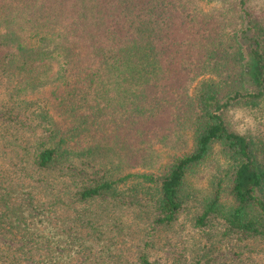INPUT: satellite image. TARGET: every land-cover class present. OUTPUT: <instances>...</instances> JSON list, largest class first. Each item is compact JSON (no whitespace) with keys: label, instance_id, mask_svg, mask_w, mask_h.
I'll return each instance as SVG.
<instances>
[{"label":"trees","instance_id":"1","mask_svg":"<svg viewBox=\"0 0 264 264\" xmlns=\"http://www.w3.org/2000/svg\"><path fill=\"white\" fill-rule=\"evenodd\" d=\"M251 1L0 0V264H156L153 231L193 201L194 227L264 242V115L232 120L264 111Z\"/></svg>","mask_w":264,"mask_h":264},{"label":"rangeland","instance_id":"2","mask_svg":"<svg viewBox=\"0 0 264 264\" xmlns=\"http://www.w3.org/2000/svg\"><path fill=\"white\" fill-rule=\"evenodd\" d=\"M251 5L253 8L259 9L264 7V0H252ZM255 115H264V111L237 109L234 111L232 120L241 132L256 131L259 129V123ZM2 120L3 118L0 116V121ZM196 204L194 201L190 202L172 226H157L153 231L151 246L147 247V250L156 264H167L177 248L192 250L199 245L211 243H217L213 264H222L225 261H232L235 264H264V242L252 240L240 242L234 237H222L219 232L220 227L217 228L219 225H215L209 231L205 228L194 227L191 218L196 212ZM125 217L134 223V227L132 235L123 238L121 249H123L125 257L134 263L144 245L147 225L145 226L143 221L134 220V215L130 212ZM0 238L4 240L3 237ZM248 243L251 244V250L245 246Z\"/></svg>","mask_w":264,"mask_h":264}]
</instances>
